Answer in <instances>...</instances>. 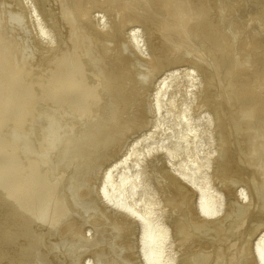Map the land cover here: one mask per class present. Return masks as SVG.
I'll list each match as a JSON object with an SVG mask.
<instances>
[{
    "label": "bare ground",
    "instance_id": "bare-ground-1",
    "mask_svg": "<svg viewBox=\"0 0 264 264\" xmlns=\"http://www.w3.org/2000/svg\"><path fill=\"white\" fill-rule=\"evenodd\" d=\"M0 264H264V0H0Z\"/></svg>",
    "mask_w": 264,
    "mask_h": 264
}]
</instances>
